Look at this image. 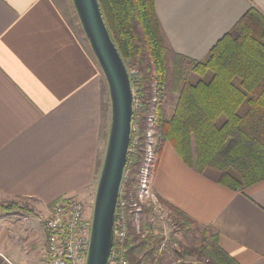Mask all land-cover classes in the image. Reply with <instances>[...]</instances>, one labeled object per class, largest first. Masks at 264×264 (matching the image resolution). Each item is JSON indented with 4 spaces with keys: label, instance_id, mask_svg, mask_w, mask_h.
<instances>
[{
    "label": "crops",
    "instance_id": "1",
    "mask_svg": "<svg viewBox=\"0 0 264 264\" xmlns=\"http://www.w3.org/2000/svg\"><path fill=\"white\" fill-rule=\"evenodd\" d=\"M253 6L264 14V0H155L167 48L195 61ZM78 20L72 0H0V261L9 264H43L48 233L2 205L26 199L41 212L68 198L95 202L108 85ZM151 187L212 228L237 264H264V181L234 192L166 144Z\"/></svg>",
    "mask_w": 264,
    "mask_h": 264
},
{
    "label": "trees",
    "instance_id": "2",
    "mask_svg": "<svg viewBox=\"0 0 264 264\" xmlns=\"http://www.w3.org/2000/svg\"><path fill=\"white\" fill-rule=\"evenodd\" d=\"M99 3L126 67L130 64L139 72L132 87L134 114L124 198L138 200L151 115L155 117L157 163L165 145L170 144L184 164L202 175L216 174L218 182L234 192H243L264 181V14L251 7L234 27V33L219 40L206 59L195 61L172 54L167 48L155 0ZM187 69L200 78L197 83L187 81ZM169 84L178 99L172 115L167 117L163 98ZM156 199L181 227L197 225L162 198ZM119 201L120 196L118 204ZM1 207L35 216L18 205ZM133 220L135 216L128 217L126 259L132 264H161L159 248L163 238H141ZM116 248L115 242L112 254ZM187 255L188 251L179 254L180 258ZM197 256L203 258L201 264H237L221 249L218 235L208 237L207 232Z\"/></svg>",
    "mask_w": 264,
    "mask_h": 264
},
{
    "label": "water",
    "instance_id": "3",
    "mask_svg": "<svg viewBox=\"0 0 264 264\" xmlns=\"http://www.w3.org/2000/svg\"><path fill=\"white\" fill-rule=\"evenodd\" d=\"M72 3L107 82L111 102L110 133L94 202L87 260V264H108L131 143L134 93L130 74L108 30L99 0H72Z\"/></svg>",
    "mask_w": 264,
    "mask_h": 264
},
{
    "label": "built area",
    "instance_id": "4",
    "mask_svg": "<svg viewBox=\"0 0 264 264\" xmlns=\"http://www.w3.org/2000/svg\"><path fill=\"white\" fill-rule=\"evenodd\" d=\"M156 100L154 104L156 105ZM154 105V108H155ZM138 106V104H137ZM154 115L149 118L148 143L145 160L140 171L137 188V203L156 202L152 192L153 173L157 164L154 149ZM122 194V193H121ZM130 205L122 195L117 204L114 223V244L116 251L109 258L108 264H132L126 259L128 248L125 246L128 234V217L135 216L134 226L139 228L140 211L130 213ZM44 224L48 233L47 250L43 264H87L91 241L92 217L86 216L85 205L77 198L61 200L50 211Z\"/></svg>",
    "mask_w": 264,
    "mask_h": 264
},
{
    "label": "rangeland",
    "instance_id": "5",
    "mask_svg": "<svg viewBox=\"0 0 264 264\" xmlns=\"http://www.w3.org/2000/svg\"><path fill=\"white\" fill-rule=\"evenodd\" d=\"M127 67L133 87V81L137 80L139 76V72L136 69L133 70L130 64H128ZM186 75H187L186 77L187 81L192 84H195L200 80V78L197 75L190 72L188 69ZM134 91L135 89L133 90V93ZM106 98H107V103H105L106 101H104V105L105 107H107V111L110 112V116H107V125L105 126L106 130H102L103 131L102 133H103L104 141L106 142V146H107V141L110 133V126H111V102H110L109 89L107 90ZM177 99H178V95L171 90V85L169 84L168 92L165 93L163 98L167 117L172 115ZM103 124L104 123H102V125ZM124 179H125V174H124ZM122 189H123V183L120 192V195L123 196ZM81 202L84 205L85 204L87 205V206L85 205L86 216L88 218H91L94 212V204L90 205V203H86L83 200ZM133 203L134 202L132 199L128 200V204L130 205L128 211L134 214L135 212L140 211L137 222L139 224V228L137 227L135 228L137 233L141 234L140 235L141 238L143 237L148 238V236L163 238L162 244L159 248V252L161 253V257H160L161 264H189V263L201 264V262L203 263V258L197 256V251L204 242L205 232H207L208 237H210L211 235H215V232L212 230V228L202 227L199 226L198 224L181 227L175 221L170 211L163 205H160L158 201H156L155 203L154 202H145L140 204L137 203V206H134ZM8 204H14L22 208H26L24 209L25 211H32L35 215V216H23L19 214L18 210H15L16 212H18L16 214L17 216L21 218L37 217L43 223L45 219L48 217L49 211L51 210L49 208L47 211L37 212L36 204L26 199L16 200ZM134 223H136L135 220H133L132 224L134 225ZM26 248L28 249L29 246H26ZM187 251L189 252V255L180 258L179 254ZM2 259L4 260V258ZM3 260L0 261V264H9ZM11 264H22V263L15 262Z\"/></svg>",
    "mask_w": 264,
    "mask_h": 264
}]
</instances>
